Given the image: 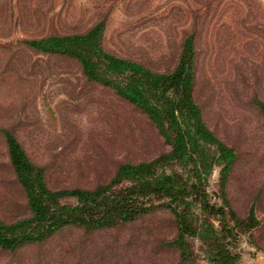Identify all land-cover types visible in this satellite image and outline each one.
I'll use <instances>...</instances> for the list:
<instances>
[{
  "label": "rangeland",
  "instance_id": "rangeland-1",
  "mask_svg": "<svg viewBox=\"0 0 264 264\" xmlns=\"http://www.w3.org/2000/svg\"><path fill=\"white\" fill-rule=\"evenodd\" d=\"M99 19H105V49L158 70L174 65L182 39L193 33L194 99L207 126L237 154L227 198L239 217L252 207L259 221L239 235L237 250L241 258L264 255V120L252 103L264 102V0H0V218L28 215L2 129L46 167L52 188H91L119 164L169 149L140 110L86 80L75 59L24 43L83 32ZM218 171L208 190L221 202ZM174 235L172 214L158 207L118 226L90 232L66 226L42 243L0 248V264H177L166 246Z\"/></svg>",
  "mask_w": 264,
  "mask_h": 264
},
{
  "label": "trees",
  "instance_id": "trees-1",
  "mask_svg": "<svg viewBox=\"0 0 264 264\" xmlns=\"http://www.w3.org/2000/svg\"><path fill=\"white\" fill-rule=\"evenodd\" d=\"M105 19L78 33L50 34L24 40L32 50L75 59L86 80L111 88L140 110L168 145L150 160L119 164L112 176L94 187L52 188L46 167L33 162L15 134L2 129L14 179L28 215L0 218V248L14 251L42 243L63 227L86 232L132 222L154 208L173 216L175 235L166 246L177 264L206 259L211 264H238V237L259 224L251 207L246 217L232 209L226 187L237 154L206 124L194 99L197 63L193 33L182 39L176 62L158 70L108 51L103 46ZM252 103L264 120V102ZM219 168L218 202L208 187ZM74 198L73 203H65ZM191 239L198 242L195 249Z\"/></svg>",
  "mask_w": 264,
  "mask_h": 264
},
{
  "label": "crops",
  "instance_id": "crops-1",
  "mask_svg": "<svg viewBox=\"0 0 264 264\" xmlns=\"http://www.w3.org/2000/svg\"><path fill=\"white\" fill-rule=\"evenodd\" d=\"M238 264H264V255L259 253L245 254Z\"/></svg>",
  "mask_w": 264,
  "mask_h": 264
}]
</instances>
